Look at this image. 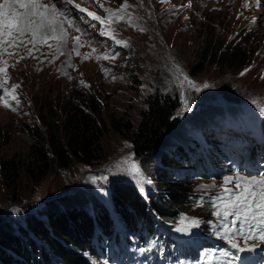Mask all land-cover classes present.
<instances>
[{
  "label": "rangeland",
  "instance_id": "rangeland-1",
  "mask_svg": "<svg viewBox=\"0 0 264 264\" xmlns=\"http://www.w3.org/2000/svg\"><path fill=\"white\" fill-rule=\"evenodd\" d=\"M123 2L100 0L106 8L112 9L119 8ZM127 2L131 6L128 12L132 14V24L125 19L111 25L117 38L127 41L126 47L100 35L103 26L98 21H91L95 27H90L86 23L90 18L75 10L74 4L106 16L103 8L92 0H74L73 5L64 7L70 16L79 17L75 24L85 29L81 36L83 47L76 48L74 40L69 39L61 45L63 54H60L57 41L50 40L52 48L38 44L37 50L29 55L28 49L33 47L29 44L17 49L11 57L0 58L8 60L9 76L5 82L0 74L3 85L0 87L2 160L13 156L24 163L34 160L29 156L32 130L41 125V116L49 107L60 119L74 111L76 117L85 118L87 123L95 124L101 130L96 158L92 162L75 157L66 167H60L52 159L42 178L29 176L23 168L15 181L0 177V223L5 220L24 223L26 217L37 212L45 213L65 205H81L96 211L98 206L111 205L114 188L124 186L128 181L149 204L151 199L157 204L158 210L153 207L148 213L153 223L159 222L156 232L162 234L163 242L155 244L156 239L147 238L144 230L141 233L144 239H140V243L133 237L121 241L122 251L129 252L128 256L119 255L122 263L136 264L131 258L135 253L138 257L145 254V259L149 257L143 264H227L228 258L219 252L227 248L234 256H239L243 264H264V251L259 248L253 252H237L228 245L224 227L231 225L233 217L215 214L224 211L222 201L227 199L224 187L233 186L226 184V178L264 173V0H259V7L256 0ZM65 28L70 37L80 35L67 24ZM225 46L240 49L239 59L232 61L224 52L220 54ZM113 54L115 58H103ZM176 65L195 82L199 91L180 84ZM0 67H3L2 63ZM13 84L19 85L16 93L20 103L16 110L3 104L4 99L10 98L3 88L11 89ZM205 84L208 87H204ZM155 93L177 101L178 106L171 116L173 125L163 134L157 148L137 155L124 133L137 122L146 106V97ZM12 103L16 107L15 102ZM229 115L231 120L222 119ZM230 122L238 127V140L252 143L251 157L246 162L236 149L233 156L237 157L233 160L220 149L218 142L228 144L221 138L225 130L231 128L227 126ZM115 124L123 125L124 133ZM195 125H200L196 133L201 139L206 135L217 138L219 133L217 140L212 139L214 151L204 155L209 168L206 172H187L189 183L183 189H177L185 196L186 203L169 206L160 198L161 193L170 192L164 181H160L165 178L164 174L171 173L162 162L166 156L165 148L190 143L191 138H195V135L189 137L195 132ZM186 130L189 132L185 134ZM183 159H177V162L188 165ZM133 162L139 165V172L133 170ZM36 173L41 175L39 170ZM105 176L107 179H101ZM158 211L165 217L158 215ZM112 217L119 226L117 215ZM192 220L199 221V226L193 227ZM184 226L189 231L177 230ZM123 235L129 237L130 234L125 232ZM251 243L253 241H249ZM164 247H174L177 252L183 248L195 249L196 254L192 263L168 259L158 253V249L163 252ZM108 253L107 250L95 255L85 251L82 255L88 264H117ZM241 260L233 258V264H241ZM51 261L55 262V258Z\"/></svg>",
  "mask_w": 264,
  "mask_h": 264
},
{
  "label": "trees",
  "instance_id": "trees-1",
  "mask_svg": "<svg viewBox=\"0 0 264 264\" xmlns=\"http://www.w3.org/2000/svg\"><path fill=\"white\" fill-rule=\"evenodd\" d=\"M207 44L209 45L208 42ZM222 52L232 61L239 59L238 54L242 53L236 46H225L220 54ZM176 102L175 98L167 95H148L146 106L140 112L137 122L127 127L125 133L121 130L123 125L119 127L115 124L117 129L129 138L137 155L150 152L160 145L163 134L173 125L171 116L178 106ZM80 113L84 115L83 110ZM222 119L231 120V116H222ZM198 129L200 125H195V132L189 135H195V138H191L190 143L185 146L182 145L185 143H177L165 148L166 156H163L162 162L169 167L171 173L164 174L165 178L162 177L160 181H164L170 192L161 193L160 198L169 206L186 203L185 196L179 194L177 189L181 190L189 183L190 176H186L187 172H206L208 169L204 155L214 151L212 139L216 138L206 135L205 139H201L196 133ZM188 132L189 130H186L185 134ZM32 134L29 156H33L34 160L24 163L14 156L4 160L0 157V177L15 181L23 168L29 176L42 178L52 159L60 167H66L75 157L84 162H92L96 158L101 130L99 126L87 123L85 118L76 117L74 111L67 112L60 119L49 107L41 116V125L35 127ZM182 157L188 165L182 166V163L177 162V159ZM37 170L41 175L36 173ZM184 176L187 177L186 180ZM114 189L112 206L102 202L106 206H98L96 211L81 205H65L45 213L37 212L36 215L26 217L24 223L2 221L0 264H88L87 258L82 255L83 252L97 254L99 246L102 245L103 250L110 248L108 256H119L123 251L118 242L133 237L134 241L140 243V239H144L141 235L143 230L145 236H151L156 239V244H161L162 234L156 232L159 222L153 223L148 213L153 207L158 210L155 201L151 199L149 204L135 185L128 181L124 186L122 184ZM114 214L120 221L119 226L115 225L116 220L112 217ZM157 214L163 215L160 211ZM10 227L12 230H9ZM125 232L130 234L129 237L123 235ZM106 238L110 240L108 243ZM164 251L170 258L178 256L173 249L165 248ZM181 252L186 258L190 256L186 250ZM52 257L55 262L51 261Z\"/></svg>",
  "mask_w": 264,
  "mask_h": 264
},
{
  "label": "snow or ice",
  "instance_id": "snow-or-ice-1",
  "mask_svg": "<svg viewBox=\"0 0 264 264\" xmlns=\"http://www.w3.org/2000/svg\"><path fill=\"white\" fill-rule=\"evenodd\" d=\"M92 2L97 4L99 8H103L106 16L90 11L78 3L74 4V0H55L52 3H45L43 0H2L0 2V58L5 55L11 57L15 55L17 49L27 47L29 44L33 46L28 49L29 55L37 50L36 45L38 44L48 45L49 48H52V44H49L50 40L57 41L56 47L60 54H63L61 45L69 39L74 40L76 48L83 47L81 36L85 34V29L75 24V20L79 17L70 16L69 11L64 7V5L73 4L75 10H78L79 13H86L87 17L90 18V21H86L90 27H95L91 21H98L103 26L100 35L108 36L118 45L128 46L127 41L117 38L114 29L111 27L113 23L125 19L130 25L132 24V14L128 12L131 6L127 0H124L121 6L116 9L106 8L103 3H100V0H92ZM161 2H165V0H161ZM256 6H260L259 0H256ZM65 24L69 28H74L80 35L70 37ZM140 30L143 31L144 29L141 28ZM76 54L79 55L80 53L77 51ZM85 58L89 59L91 57L85 56ZM103 58H115V54L111 57L105 55ZM20 59H23V57H20ZM0 63L3 64V67H0V74H3L6 82L9 79L7 72L8 60L0 59ZM107 71L105 69L106 73ZM175 71L181 85L187 84L196 91L200 90L178 65L175 66ZM0 87H3V85L0 84ZM18 87L19 85L13 84L11 89L3 88L5 94L10 97L3 100L4 106L13 110L17 109L20 103L16 93ZM204 87H208V85L205 84ZM13 101L16 107H13ZM133 170L140 171L139 165L135 162H133ZM101 179H107V177H101ZM226 184H232L233 186L231 188L225 186L223 189L224 193L227 194V199L222 201L224 211L222 213L217 211L215 214L217 216L223 215L225 218L233 217L231 225H225L224 227V235L228 237V245L237 252H253L258 248L264 251V247H261L264 245V173L250 177H228L226 178ZM184 220H187V217ZM191 224L193 227H198L199 221L192 220ZM237 224H239V227H236ZM177 230L187 232L189 228L184 226ZM249 241H253V243L249 244ZM141 251H144V249H141ZM219 252L222 256L228 258L227 264H233V258L241 260L239 256H234V253L227 248L220 249ZM241 264H243L242 260Z\"/></svg>",
  "mask_w": 264,
  "mask_h": 264
}]
</instances>
